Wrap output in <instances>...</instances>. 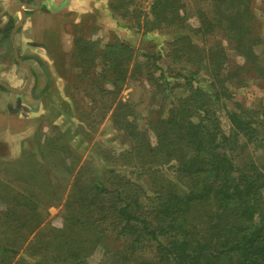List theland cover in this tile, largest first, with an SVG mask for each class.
Listing matches in <instances>:
<instances>
[{
  "label": "trees",
  "instance_id": "trees-1",
  "mask_svg": "<svg viewBox=\"0 0 264 264\" xmlns=\"http://www.w3.org/2000/svg\"><path fill=\"white\" fill-rule=\"evenodd\" d=\"M19 1L27 6L33 3ZM243 1L235 5L215 0L212 15L198 9L195 29L184 27L182 0H152L147 13L139 6L129 10L121 5L125 13L117 15L127 18L132 14L128 17L135 25L131 26L142 23L146 30L172 31L168 44L174 55L194 65L177 73L183 84L167 79L163 71V80L155 79L162 93V108L148 121L155 143L138 128L133 102L114 99L110 105L114 125L133 141L130 162L150 176L152 196L113 170L108 185L93 177L84 187L77 175L64 203L60 229L40 230L41 219L32 218L27 232L40 230L26 246L34 264H86L98 247L102 259L97 264H264V103L254 108L234 102L228 108L222 100L225 95L231 98L225 91L230 78L222 74L223 48L216 44L206 48L193 39L195 34L223 31L243 57L240 68L251 69L262 80L264 93V62L254 50L262 39L250 36L253 14ZM109 6L114 15L121 9L113 0ZM7 16L0 28L2 37H9L15 24ZM111 48L116 53L131 51L124 43ZM107 61L119 79L126 75L119 56L113 54ZM150 65L158 68L155 61ZM201 71L207 75L210 90L199 82ZM147 72L153 79V73ZM139 73L131 69L129 74L138 77ZM173 85L183 91L168 100ZM0 89L6 88L0 84ZM107 92L115 97L114 90ZM218 110L224 111L228 130L222 127ZM111 242L119 245L113 248ZM0 250L3 259L17 253L11 248ZM16 264L28 263L22 259Z\"/></svg>",
  "mask_w": 264,
  "mask_h": 264
},
{
  "label": "rangeland",
  "instance_id": "rangeland-1",
  "mask_svg": "<svg viewBox=\"0 0 264 264\" xmlns=\"http://www.w3.org/2000/svg\"><path fill=\"white\" fill-rule=\"evenodd\" d=\"M99 1L95 3V6L99 3V10L83 15V25L79 28L83 42L81 40L74 44L72 25L69 26V31L67 27L61 33L49 34L51 70L45 71L46 74L38 70L34 78L30 75L27 84L26 91L32 85L35 98L29 91L21 97H15L13 93L0 89V104L6 102L8 95L12 106L7 113L0 107V131H7L5 134L9 137L0 139V248L17 250V253L8 254V258H0V264H16L22 259L28 264H34L33 256L26 250V246L34 240L38 231L60 229L64 203L77 175L84 180V187L93 177L95 181L108 185L110 170H113L122 174L124 179L127 177L139 184L147 192L146 196H152L150 176L146 170L139 169L135 162H130L129 151L133 141L114 125L110 105L114 99L133 102L137 109L138 128L146 132L151 143H155L148 121L156 117L162 108V93L157 91V81L161 82L165 76L172 82L183 84L184 79L177 73H185L193 69L194 65L182 59L179 54L174 55L172 46L168 44L173 37V32L169 29L146 30L142 23L136 28L131 26L135 24L128 17L130 14L127 18L117 15L125 13L121 5L129 10L139 6L141 11L147 13L152 0H131L130 4H124L127 0H113L115 7H121L114 11L115 15L109 6L111 0ZM225 1L236 5L239 0ZM244 1L250 5L253 14L250 36H260L262 39V43L254 46V50L264 62V0ZM182 3L184 27L195 29L199 25L197 10L213 14L217 2L182 0ZM73 17L68 12L54 18L52 22L71 23ZM243 17L251 25L246 15ZM228 38L221 30L206 36H193L197 44L206 48L215 44L223 48L225 63L222 74L230 78L225 91L231 98H226V95L222 97L227 107L233 108L234 102H239L244 107L257 108L264 103L262 80L251 69L244 71L240 68L244 64L243 57L236 53L232 39ZM119 43L130 45L131 51H109L108 48L112 47L114 50ZM113 54L121 58L120 66L126 68V75L122 79L108 66L107 59L111 60ZM147 54L151 56L146 57ZM130 55V59L126 60ZM15 56L18 57V52L14 51L10 37H2L0 30V69H8L15 63ZM152 61H155L158 68L150 65ZM34 63L35 68L40 64L44 66L40 61ZM131 69L133 72H140L138 77L129 74ZM149 70L153 73V79L147 76ZM0 76L1 82L16 90L26 84L25 74L14 80L9 75ZM198 76L199 82L207 86V75L201 71ZM45 81H50L48 90L40 86ZM174 87L168 100L183 91L180 86ZM207 89L210 90V87L207 86ZM107 90H114L115 97L110 92L108 94ZM17 98H21L26 105H23L26 113L18 115L20 109L13 108L15 105L18 108ZM165 101L164 103H168ZM218 112L222 127L228 130L224 111ZM26 131L27 134L22 136ZM35 217L41 219L40 230L36 228L28 233L33 224L32 218ZM111 243L113 248L119 245ZM101 259L102 250L98 247L88 256L86 264H97Z\"/></svg>",
  "mask_w": 264,
  "mask_h": 264
},
{
  "label": "crops",
  "instance_id": "crops-1",
  "mask_svg": "<svg viewBox=\"0 0 264 264\" xmlns=\"http://www.w3.org/2000/svg\"><path fill=\"white\" fill-rule=\"evenodd\" d=\"M97 2L100 1L33 0L34 5L31 6H36L37 4V8L31 9L28 6L22 5L19 0H0V27L4 26V24L6 23L8 19L7 15H11L14 18L15 23L19 22L17 24L16 30L13 33V41L15 44V49L18 52V57L15 56L16 62L10 65L8 69H0V74L9 75V78H12L14 80L21 74L27 75L28 69L30 70L31 76L33 78L38 70L44 73L45 71L49 72V69L51 70V68H49V64H51V56L49 55V53L51 52V42L49 34H52L53 32L61 33L65 31L67 27L69 31V26L72 25L74 31L72 29L71 32L73 35L74 44H76L77 41L81 40L83 42L84 38L82 35H80L82 33H80L81 30H79V28L83 25V15L88 12L94 13L95 9H98L99 3L97 4V6H95V3ZM19 5L20 7H18ZM26 10H29L30 12L26 13ZM21 11L23 12V15L21 14ZM68 12L74 15L71 23L59 21L56 24L55 20L52 22L54 18ZM80 54L84 55V53L82 52H80ZM34 61L38 63L39 61L42 62L44 66L40 64L35 68ZM50 73L53 74L52 71ZM1 83L5 84L4 82ZM49 83L50 81H45V83L43 82L40 86L41 88L43 87L42 89L48 90ZM32 87L33 86L31 85L30 88L26 91L28 86H22L21 88L17 89L20 90L18 92H15V88L10 87H8V89L1 90H7V93L11 92L15 97H21L24 93L29 91L30 95L35 98L36 95L34 96V94H32ZM18 99H20L21 102H19ZM8 100L9 96L7 95L6 102L0 104V107H2V110H4L5 113L12 109V106L11 104H9ZM17 103L18 108L16 107V105L13 106V108H15V110L20 109L18 115H21V112L26 113V105H24V102L21 100V98L16 99V104ZM23 105L25 107H23ZM5 132L7 131H0V139L9 138L5 134ZM27 132L28 131L22 133V136H25ZM19 135L20 133L17 136Z\"/></svg>",
  "mask_w": 264,
  "mask_h": 264
},
{
  "label": "water",
  "instance_id": "water-1",
  "mask_svg": "<svg viewBox=\"0 0 264 264\" xmlns=\"http://www.w3.org/2000/svg\"><path fill=\"white\" fill-rule=\"evenodd\" d=\"M21 4H22V3H21ZM22 5H24V4H22ZM24 6H27V5H24ZM18 7H20V5H19ZM28 7H30L31 9H36V8H37V4H36V6L28 5ZM19 9H20V8H19ZM21 14L23 15V12H22V11H21ZM19 21H21V20H19ZM18 23H19V22H17V23L14 24V27H13L11 33H10V36H9V37H10V40H11V42H12V44H13L14 51H15L16 49H15V44H14V41H13V33H14V31L16 30V27H17V24H18ZM30 75H31V73H30V70L28 69V71H27V77H26V84H25L24 87L27 86V84H28V82H29V80H30ZM0 84L3 85L6 89H8V86H7V85H5V84H3V83H1V82H0ZM18 91H20V90H16L15 92H18Z\"/></svg>",
  "mask_w": 264,
  "mask_h": 264
}]
</instances>
